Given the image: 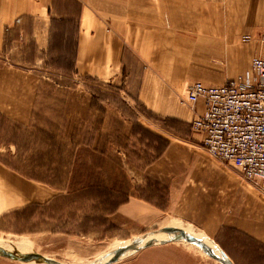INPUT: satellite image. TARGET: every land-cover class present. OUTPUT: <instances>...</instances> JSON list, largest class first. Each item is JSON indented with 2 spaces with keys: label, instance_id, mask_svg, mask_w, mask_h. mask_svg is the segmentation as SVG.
<instances>
[{
  "label": "rangeland",
  "instance_id": "1",
  "mask_svg": "<svg viewBox=\"0 0 264 264\" xmlns=\"http://www.w3.org/2000/svg\"><path fill=\"white\" fill-rule=\"evenodd\" d=\"M98 1H90L80 56L77 0H67L64 22H25L10 32L4 26L0 37V241L63 264H91L114 245L187 219L192 186L196 197H215L218 208L225 203L226 216L245 197H264L210 156L182 102L196 82H251L257 40L173 38L154 13L153 38H131L138 48H124L117 60L95 52L111 44L97 18L114 20L111 3ZM48 28L46 40L40 32ZM210 45L218 51L203 53ZM99 62L108 69L99 70ZM225 224L206 231L210 239L234 264H258L264 245ZM0 264L20 263L0 258ZM116 264L218 263L190 244L172 243Z\"/></svg>",
  "mask_w": 264,
  "mask_h": 264
},
{
  "label": "crops",
  "instance_id": "2",
  "mask_svg": "<svg viewBox=\"0 0 264 264\" xmlns=\"http://www.w3.org/2000/svg\"><path fill=\"white\" fill-rule=\"evenodd\" d=\"M72 2L74 0H71ZM80 8H76L73 14L76 18V25L78 34L76 35L77 53L82 55L86 44L85 29L89 23L90 7L98 0H77ZM108 6H112L113 10L107 11L112 13L114 20L100 19L97 22L101 25L103 30H100L103 36L111 40L108 43L96 46L98 54L115 55L117 60L120 54L124 52L126 47H135V42L131 43V38L146 39L153 38V22L154 13L156 15L155 22H160L167 26L164 29L169 32V25L171 31L174 32L173 38L178 39H243V40H257L259 50L257 54L260 56L262 52L261 39L264 35V0H107ZM106 3V1H104ZM101 5V4H100ZM72 6L67 3V0H0V37L4 26L8 27V32L20 24L25 22H64L69 14ZM102 6V5H101ZM159 9L160 19L157 20L158 14L154 10ZM158 8V9H157ZM63 13L64 16H60ZM53 18V20H52ZM116 20V21H115ZM143 20V21H142ZM118 21V22H117ZM143 22V23H140ZM118 26V27H117ZM49 28L40 32V36H44L46 40L49 38ZM51 31V30H50ZM122 32L118 34V32ZM127 31L128 35L124 33ZM141 32V33H140ZM140 33V34H138ZM149 33V34H148ZM96 37V36H95ZM113 37V38H112ZM169 38V36L166 35ZM89 38V37H88ZM91 38V35H90ZM89 38V40H91ZM130 40V44L124 45L122 39ZM88 40V39H87ZM184 46L197 49V43L193 44L187 40L181 41ZM89 49L91 46H88ZM203 48V47H202ZM223 47L220 48L219 53L227 52ZM226 48V46H225ZM222 49V50H221ZM216 53L218 49L213 46H206L203 53ZM87 50L85 54L95 53ZM135 53L138 52L134 50ZM257 55V56H258ZM255 59V58H254ZM253 59V60H254ZM249 69L253 73L252 63ZM85 62V61H84ZM78 63V61H77ZM83 64V63H82ZM119 64V63H116ZM119 68V67H118ZM99 70L108 69L104 64H98ZM111 69V68H110ZM217 86V85H206ZM186 97V89H185ZM185 97L182 100L185 102ZM204 112L203 105L198 103L195 106L193 116L201 115ZM196 182V180H193ZM190 193H185L187 199L185 200V212H188L187 219H181V222H197L206 224V227L200 229L209 238L210 235L206 232L213 230L215 223L224 222L225 229L240 233L242 237L255 239L257 243L264 245V197H257L255 199L248 198L241 201V204L235 207L231 213L234 216H226L225 203L224 207L218 208L215 197L198 198L197 192L199 188L190 187ZM254 198V197H253ZM249 204V205H248ZM186 207L188 210H186ZM228 209H233L234 205L229 201ZM228 213V214H231ZM183 220V221H182ZM194 226V225H193ZM209 228V229H208ZM227 255V254H226ZM230 258V257H229ZM232 260V259H231ZM258 264H264V246L263 258L257 261Z\"/></svg>",
  "mask_w": 264,
  "mask_h": 264
},
{
  "label": "built area",
  "instance_id": "3",
  "mask_svg": "<svg viewBox=\"0 0 264 264\" xmlns=\"http://www.w3.org/2000/svg\"><path fill=\"white\" fill-rule=\"evenodd\" d=\"M261 55L253 60L254 78L206 86L193 83L186 91V104L195 112L192 129L202 137L210 156L235 171L264 195V35ZM183 102V101H182Z\"/></svg>",
  "mask_w": 264,
  "mask_h": 264
},
{
  "label": "water",
  "instance_id": "4",
  "mask_svg": "<svg viewBox=\"0 0 264 264\" xmlns=\"http://www.w3.org/2000/svg\"><path fill=\"white\" fill-rule=\"evenodd\" d=\"M185 229L191 230L193 234ZM172 243L194 244L218 264H234L226 253L203 231L190 224L183 225V222H173L155 231L134 237L126 243L127 246L123 250L91 264H116L148 248ZM0 258L20 264H62L53 259H46L37 253L26 252L23 254L13 250L8 251L2 247H0Z\"/></svg>",
  "mask_w": 264,
  "mask_h": 264
},
{
  "label": "bare ground",
  "instance_id": "5",
  "mask_svg": "<svg viewBox=\"0 0 264 264\" xmlns=\"http://www.w3.org/2000/svg\"><path fill=\"white\" fill-rule=\"evenodd\" d=\"M186 230V229H185ZM189 230V229H188ZM186 230L187 232H189L190 234L192 233V231L191 230ZM193 234V233H192ZM197 235V234H196ZM198 236V235H197ZM123 244H120V245H114V247H112L111 249H109V250H107L104 254H103V256H101V258H99L98 260H95V261H93V262H96V261H99L100 259L102 260V259H104L103 257H108V256H110V255H112V254H114V253H116V252H119V251H121V250H123V248L125 247V246H127L126 245V243H125V245H123ZM190 245H192L193 247H195V248H197L198 250H200L198 247H196L194 244H190ZM0 247H2V248H4V249H6V250H8V251H11V250H13V251H16V252H18V253H23V254H25L26 253V251H24V250H21L20 249V247L18 248V245L17 244H14L13 246L12 245H7V244H5V243H3V242H1L0 241ZM201 251V250H200ZM202 252V251H201ZM203 253V252H202ZM204 254V253H203ZM206 257H208L206 254H204ZM209 258V257H208ZM210 259V258H209ZM212 260V259H211ZM55 261V260H54ZM92 262V263H93ZM63 264V263H62Z\"/></svg>",
  "mask_w": 264,
  "mask_h": 264
}]
</instances>
